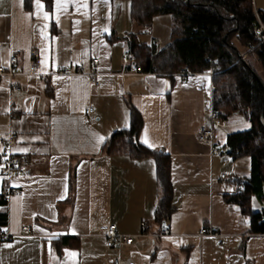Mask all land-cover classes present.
Segmentation results:
<instances>
[{"label":"crops","instance_id":"0c3cea01","mask_svg":"<svg viewBox=\"0 0 264 264\" xmlns=\"http://www.w3.org/2000/svg\"><path fill=\"white\" fill-rule=\"evenodd\" d=\"M252 6L264 12V0ZM157 17L149 27L137 25L128 0H0V66L8 67L14 55L27 73L36 51L38 72L50 75L44 81L0 77V141L15 134L12 152L27 156L25 174L0 175V196L6 186L23 192L0 205L8 213L0 230L10 235L0 239V264H109L116 257L135 264H264V234L250 233V216L226 201L237 191L236 180L249 175V161L213 152L240 131L241 120L228 117L227 134L215 130L213 145L197 139L201 127L211 129L212 73L180 80L136 74L122 62L128 36L147 44L138 34H147ZM171 24L170 17L165 47ZM160 41L148 45L165 48ZM78 66L99 73L98 85L82 75L52 76ZM12 84L20 90L12 91ZM132 109L142 119L138 142L169 157L173 212L162 225L153 222L155 159L104 150L113 133L129 128ZM1 155L0 144V165ZM250 205L261 209L255 199ZM102 225L135 239L109 250L98 231ZM163 227L170 236L154 237ZM204 227L218 235L198 236Z\"/></svg>","mask_w":264,"mask_h":264},{"label":"trees","instance_id":"16d2710c","mask_svg":"<svg viewBox=\"0 0 264 264\" xmlns=\"http://www.w3.org/2000/svg\"><path fill=\"white\" fill-rule=\"evenodd\" d=\"M128 1L131 17L141 27L151 26L157 16L169 15L172 19L171 42L165 48L142 44L133 35L128 36L127 53L132 64L139 65L144 73L166 76L184 67L193 74L211 72L212 106L223 110L227 118L237 115L249 124L247 129L227 135V155L233 160L247 158L249 175L236 180L237 191L226 201L250 216V233L264 234V40L255 37L256 14L264 25V12H255L252 0ZM240 49L246 52L243 60H239L243 54ZM141 128V116L132 109L129 128L113 133L104 150L107 154L155 159L158 202L153 222L162 225L173 212L169 157L138 142ZM252 199L261 205L260 210H252ZM0 205H5L1 196ZM7 224L8 213L2 207L0 228Z\"/></svg>","mask_w":264,"mask_h":264},{"label":"built area","instance_id":"2783aa9c","mask_svg":"<svg viewBox=\"0 0 264 264\" xmlns=\"http://www.w3.org/2000/svg\"><path fill=\"white\" fill-rule=\"evenodd\" d=\"M256 19L258 26L255 29V37L262 38L264 40V25L260 22L258 15L256 14ZM158 45V42L156 43ZM251 50V48H250ZM246 56V53L241 55L239 57V60H243L244 57ZM37 53L36 51H33L30 56L29 60V71L27 73H23L19 71L17 67V57L14 55H11L9 59V65L8 67H2L0 66V77L1 78H7V79H13L17 76L21 75H27V76H35L39 77L41 81L46 80V78L50 75L46 74H41L38 72L39 69V63H38V58H37ZM122 62L124 65H133V68L135 70L136 74H143L144 72L142 71L141 67L139 65L132 64V60L128 53L126 52L124 56L122 57ZM98 64L97 59H92V65L96 67ZM187 67H184L181 69L179 72L174 74L177 78L180 80L186 79L188 76L192 75ZM54 75H60V76H75V75H82L88 78L90 85H98V77L99 73L96 71L91 72V73H86L84 72L82 66H78L74 69H63L58 71L57 73L52 74ZM10 89L14 92H17L20 90V87H18L15 84L10 85ZM214 89L211 88V92ZM94 110L92 108H88L85 111V114L88 116V119L91 120L93 119V114ZM209 119H210V124H211V129L201 127L198 132H197V139L198 141L202 143H208L210 145H213L216 141L215 137V130H220L222 131L227 127L226 125V113L223 110H219L211 106L209 110ZM225 142L222 145V149H215L213 152L216 154L219 153H224L228 150V145H227V136H225ZM16 141V136L15 134H9L3 139H1L0 144H1V165H0V175L3 178H11L15 176H21L25 174L24 170V164L27 162V156L24 154H14L12 152V146L14 145ZM227 178V175L225 173H222L220 175V179L224 180ZM23 192L13 186H6L2 189L1 191V197L3 201L5 202V205L8 204L9 200L13 196H22ZM261 221L264 222V217L261 218ZM146 224H142V228L145 230ZM22 231L26 235H30V230H28L26 227L22 228ZM98 231L100 233V236L104 239L105 242V247L109 250L111 249H121L122 247L130 246L135 237L129 236V235H123L117 232L116 227L114 225H102L98 228ZM145 233H142L141 235L137 237H142L144 236ZM218 233L217 231L211 229L210 227H204L198 232V236L203 237V236H217ZM170 236V232L167 228L163 227V229L160 230L159 233L154 235V237H168ZM0 239L7 241L10 239V235L6 233L3 230H0ZM109 264H135V262L130 259V258H113ZM250 264V263H247Z\"/></svg>","mask_w":264,"mask_h":264},{"label":"rangeland","instance_id":"374dc122","mask_svg":"<svg viewBox=\"0 0 264 264\" xmlns=\"http://www.w3.org/2000/svg\"><path fill=\"white\" fill-rule=\"evenodd\" d=\"M169 22H170V16L169 15H161L159 17H157L154 21L153 27L152 28H148V33L147 34H142L141 32L138 34V38L140 41L142 42H146L147 44H149L152 39L154 38H158V36L161 38V45L160 47H165V44L167 43V39H168V35H169ZM158 35V36H157ZM234 44L239 47V43L237 41L234 40ZM243 54H245L246 52L243 51ZM242 54V55H243ZM245 58V57H244ZM236 116L238 119L241 120V125L239 128H235V129H239V130H245L249 127V124L246 123L240 116L237 115H232ZM223 131H225L223 133V135L227 134V129H223ZM222 137V135H221ZM222 139V138H221ZM223 140V139H222Z\"/></svg>","mask_w":264,"mask_h":264},{"label":"snow or ice","instance_id":"6c2138e0","mask_svg":"<svg viewBox=\"0 0 264 264\" xmlns=\"http://www.w3.org/2000/svg\"><path fill=\"white\" fill-rule=\"evenodd\" d=\"M102 139V138H101ZM73 255H75V253H73Z\"/></svg>","mask_w":264,"mask_h":264}]
</instances>
